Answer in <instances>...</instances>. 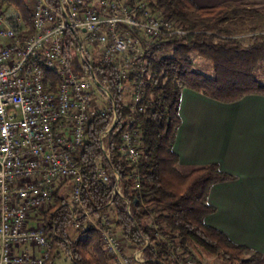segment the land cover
I'll use <instances>...</instances> for the list:
<instances>
[{
	"label": "trees",
	"instance_id": "obj_1",
	"mask_svg": "<svg viewBox=\"0 0 264 264\" xmlns=\"http://www.w3.org/2000/svg\"><path fill=\"white\" fill-rule=\"evenodd\" d=\"M2 1L18 7L31 23L25 0ZM49 1L59 4V0ZM150 8L190 33L185 38H166L152 46L142 113L135 112L132 101H128L132 89L122 83L119 63L92 65L98 81L112 95V109L92 117L86 139L75 154L84 174V205L100 223L104 214L114 211L116 225L125 238L134 249L143 250L144 264H188V257L201 264L194 256V248L226 264H254L261 257L259 253L234 243L205 222L215 212L209 203L212 187L232 180L233 176L223 172L218 164L185 168L174 146L181 125L184 87L224 103L237 102L247 95H264V82L257 76L264 65V37L253 35L250 42H244L225 26L230 13L238 15L246 8L229 4L199 8L193 0H150ZM75 37V32L68 29L67 52L74 67L85 74L74 55ZM168 51L170 54H165ZM195 55L209 63L211 72L195 67ZM116 114L119 121L107 139L109 159L101 138ZM133 117L143 137L137 164L129 162L119 151L123 133ZM101 168L113 183L117 182L115 173L119 175L122 196H114L113 187L102 181ZM54 198L55 205L44 216L46 234L53 240L46 264H56L61 247L70 253L74 264H111L99 231L92 224L80 238L70 239L74 220L62 188L56 190ZM80 222L84 224L85 218Z\"/></svg>",
	"mask_w": 264,
	"mask_h": 264
},
{
	"label": "built area",
	"instance_id": "obj_2",
	"mask_svg": "<svg viewBox=\"0 0 264 264\" xmlns=\"http://www.w3.org/2000/svg\"><path fill=\"white\" fill-rule=\"evenodd\" d=\"M26 6L31 23L18 7L0 0V264L47 263L53 240L46 234L45 221L34 225L33 220L65 180L73 185L67 201L73 225L84 232L86 223L95 226L116 264L145 262L142 249L134 252L133 259L125 257L109 214L101 223L96 221L82 199L84 174L75 154L92 117L112 109L96 106V93L112 98L98 86L86 57L99 56L102 64L119 63L122 83L132 88L133 109L142 113L152 46L166 38H185L190 32L155 14L150 0H59L57 6L49 0H26ZM68 29L76 34L73 49L78 50L85 74L68 55ZM108 136V131L102 134L101 145L110 159ZM142 141L133 117L119 151L137 164ZM115 175L113 183L100 169L113 195L122 196L123 186Z\"/></svg>",
	"mask_w": 264,
	"mask_h": 264
},
{
	"label": "crops",
	"instance_id": "obj_3",
	"mask_svg": "<svg viewBox=\"0 0 264 264\" xmlns=\"http://www.w3.org/2000/svg\"><path fill=\"white\" fill-rule=\"evenodd\" d=\"M193 2L199 8L229 4L252 12L264 6V0ZM180 116L174 149L182 165L218 164L233 176L212 187L209 203L215 212L205 222L259 253L254 264H264V95L224 103L184 87Z\"/></svg>",
	"mask_w": 264,
	"mask_h": 264
},
{
	"label": "rangeland",
	"instance_id": "obj_4",
	"mask_svg": "<svg viewBox=\"0 0 264 264\" xmlns=\"http://www.w3.org/2000/svg\"><path fill=\"white\" fill-rule=\"evenodd\" d=\"M225 26L229 28L233 36L244 42H250L253 35H259L261 37H264V6L258 7V10L256 12H252L248 9H245L241 11L238 15L230 13L228 15V20L226 21ZM162 54H164V52L160 53L159 56ZM165 54H170V51L165 52ZM74 55L76 57L78 56V50H74ZM94 56L95 57L93 59L88 56L86 57L87 62H89L91 65H93L95 62L100 61L99 56ZM193 60L197 69H201L206 72H211V66L209 65V63H207V61H203V59L199 55H195L193 57ZM78 61L79 64L82 66V60L79 58ZM257 76L259 81L263 83L264 65L258 70ZM129 93L130 94L128 95V101L132 99V94L131 92ZM95 102L96 106H99L100 110L111 108L110 100L105 94H102L101 92L95 94ZM60 187L62 188V196L67 200H70L73 195L72 183L66 180L61 181ZM55 202L56 200L54 198L49 204H47L44 208H42L36 213V218L35 220H33L34 225H36L37 223H44L43 221L45 212H47L50 207L54 206ZM108 214L109 219L112 221V229L114 230V234L121 243L123 255L125 257L132 258L134 252L140 249H134L132 247V244L125 238L123 232L117 227L116 213L114 211H111L108 212ZM88 225L89 224L86 223L83 229H86ZM83 233L84 231L82 230V228L73 225L69 230V237L71 240H77L82 236ZM58 253L59 256L57 258L56 264H74L72 256L65 248H59ZM193 253L197 260L201 262V264H226L216 257L208 256L207 254H205L204 251L199 248H194ZM188 260H191L193 264H196V260L194 258L188 257ZM145 262L132 261V264H144ZM111 264H116V260L114 258H111Z\"/></svg>",
	"mask_w": 264,
	"mask_h": 264
},
{
	"label": "water",
	"instance_id": "obj_5",
	"mask_svg": "<svg viewBox=\"0 0 264 264\" xmlns=\"http://www.w3.org/2000/svg\"><path fill=\"white\" fill-rule=\"evenodd\" d=\"M97 84H98L99 87H103V86L100 84L99 81L97 82ZM109 95H110V97L112 98V95L110 94V92H109ZM117 116H118V115H117ZM118 121H119V118H117V119L114 120L113 124L111 125V127H110L109 130H108L109 133L112 132V130L116 127Z\"/></svg>",
	"mask_w": 264,
	"mask_h": 264
}]
</instances>
